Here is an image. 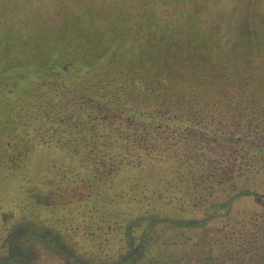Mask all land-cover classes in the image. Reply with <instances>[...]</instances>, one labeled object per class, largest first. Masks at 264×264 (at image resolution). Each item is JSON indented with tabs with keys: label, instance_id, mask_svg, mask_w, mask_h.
Returning a JSON list of instances; mask_svg holds the SVG:
<instances>
[{
	"label": "rangeland",
	"instance_id": "rangeland-1",
	"mask_svg": "<svg viewBox=\"0 0 264 264\" xmlns=\"http://www.w3.org/2000/svg\"><path fill=\"white\" fill-rule=\"evenodd\" d=\"M263 19L264 0H0V146L6 145L5 149L0 148L3 153L12 151L11 156L5 154L11 161L16 157L15 153L19 156L20 152L23 154L30 151L32 154L31 158H26L30 161L28 167L14 171L8 168L5 174L0 171V203L7 206L22 200L32 203L29 193L34 188L39 190L36 184L41 189L45 188L53 183L50 179L56 178L57 172L64 171L66 166L70 165L71 169H75L73 164L66 162L71 159L69 152H73V149L58 146V140L69 141L73 145L70 142L76 141L80 135L65 137L64 134L54 132L55 134L50 133L48 136L51 138L48 146L41 144L45 139L38 141L34 127H40L43 122L36 119L37 115L39 117L40 113L45 112L50 117L56 113L52 112L55 109H52V113L47 111L51 110L47 107L49 103H53L51 105L56 108L62 104L66 107V112L74 110L76 105L87 115L90 114L97 126L107 122L102 121L103 118H108L114 124L121 123L116 118L122 116V122L129 123L125 124L126 128H130L132 122L120 113L121 109L101 107L96 100L92 101L87 97V91L113 98L115 92L109 86L114 85L113 80L122 77L150 81L160 76L171 77L173 82L191 80L192 83L201 64L211 67L210 64H222L231 57L230 46L219 37V29L225 28L222 21H227V30L234 33V30L244 32L260 29ZM261 32H264V27ZM91 61L93 62L89 63ZM87 62L97 71L86 72ZM70 63L76 64L75 72L63 70ZM54 65L62 66V71L44 73L40 70L43 66L53 68ZM188 85L181 86V95L188 92ZM146 103L147 101H142V105ZM33 109L36 114L32 113ZM6 123L12 124V127L9 128ZM72 123L75 127L79 122ZM220 129L227 137L242 136V130L235 126H223ZM101 132L98 128V136L105 135V132ZM9 143L13 145L12 148H9ZM33 145L37 147L31 148ZM227 145L222 144L216 151L220 161L246 154L247 149ZM105 150L109 151L106 155L117 153L113 148ZM120 155L122 159L125 157L124 153ZM237 159L241 161L240 158ZM73 160L76 161L75 158ZM127 160L128 158L124 161ZM48 161L50 166L47 167ZM110 161L106 164L108 167L112 164ZM71 162L73 163L72 160ZM144 165L146 167L133 169L123 163L116 175L117 181L113 180L118 186L117 196L111 193L99 198L117 199L121 207L124 195L128 194L127 188L134 184V191L130 193L135 197L132 217H142L143 211H147L157 219H162L164 224L157 225V229H162L158 230L159 240H163L166 245L167 242L173 243V246L177 243V247L189 242L198 253L204 250L208 251L204 254L213 253L220 264L229 260H234L233 264L243 263L246 252H241L240 249L233 251L232 248L215 243L213 234L223 231L221 225L216 227L220 228L219 231L212 226L191 227L188 222L199 221L203 216L192 212V208H184L186 204L187 207L191 204L187 202L185 195L181 194L183 200L176 198L171 203L166 198L168 194L162 190L158 201L164 204H154L158 206L155 208L149 202L143 206L146 196L149 198L152 191L158 190L153 179L156 176L163 177L169 171L165 166L157 170ZM44 167H47L45 173L50 170V176L38 173ZM108 167L98 165L96 174H105L100 172L101 168L110 169ZM87 178H90L89 175H86ZM243 182L239 183V189L243 188ZM162 188H165L164 184L161 185ZM83 193L87 195L89 190L86 189ZM92 194V197L96 196V193ZM224 198L222 193L217 199L222 201ZM43 200L44 197H39L40 202ZM260 203L261 199L256 200L252 196L242 198L232 208L236 215L232 220L242 219L241 211H248L241 210L243 207L256 210ZM7 209L12 210L11 207ZM225 213L220 211L221 215ZM86 214L88 217L91 215L88 211ZM172 219L175 222L171 223ZM197 229L208 230L199 233ZM176 235L178 238L175 241ZM256 251L248 253L253 256ZM258 254L263 256L264 248ZM246 256L249 262L250 255Z\"/></svg>",
	"mask_w": 264,
	"mask_h": 264
},
{
	"label": "trees",
	"instance_id": "trees-1",
	"mask_svg": "<svg viewBox=\"0 0 264 264\" xmlns=\"http://www.w3.org/2000/svg\"><path fill=\"white\" fill-rule=\"evenodd\" d=\"M226 22L222 21L225 28L219 29V37L230 46L231 57L225 62L209 63L211 67L201 64L192 83L191 80L173 82L171 77L160 76L150 81L122 77L109 86L115 92L113 98L87 91V97L96 100L101 107L121 109L120 113L127 116L132 126L126 128L123 123L114 124L108 118L100 119L107 122L97 126L87 123L93 119L85 111L70 110L65 111V119L82 120V123L75 127L64 126L68 130L65 134L86 136L84 147L92 163L109 153L105 149L113 148L120 159V154L124 153L134 168L146 167L144 164L157 170L167 167L169 171L163 177L156 176L153 183L157 191L162 184L167 185L163 191L171 203L176 198L183 200L181 194L187 193L216 199L229 188L235 190L242 180L246 189L234 191L236 194L228 200L263 194L257 187L264 188V159L259 161L264 158V32H261L264 19L260 29L244 32L233 29L235 34L227 30ZM75 65L70 63L63 70L75 72ZM40 70L61 72L62 66H43ZM85 70L97 71L88 62ZM184 84L188 85V92L181 95ZM141 100L147 103L142 105ZM122 120V116L116 118L118 122ZM223 126L239 128L241 138L225 136L220 129ZM98 128L105 132V137L98 136ZM254 139L261 144H256ZM219 142L231 147L246 146V156L237 164L235 158L222 163L216 153L221 146ZM63 145L69 143L65 141Z\"/></svg>",
	"mask_w": 264,
	"mask_h": 264
},
{
	"label": "flooded vegetation",
	"instance_id": "flooded-vegetation-1",
	"mask_svg": "<svg viewBox=\"0 0 264 264\" xmlns=\"http://www.w3.org/2000/svg\"><path fill=\"white\" fill-rule=\"evenodd\" d=\"M51 104L53 103L47 105L51 108L47 111L51 112L52 109H55L52 112L56 113L50 117L45 112L40 113L36 119L42 120L43 123H40V127H34L37 131L38 141L45 139V141H41L42 146H48L47 144L51 143V138L48 137L50 133H61L68 137V134H65L68 130L64 126L73 125L72 121L65 119V106L61 104L56 108L55 105ZM74 107V110L81 109L77 106ZM32 113L36 114L35 109L32 110ZM76 122L79 123L76 124ZM81 123L82 120L75 121L76 126H80ZM87 123L95 124V121ZM121 123L124 126L129 125L126 122V124L122 121ZM6 124L9 128L12 127V124ZM13 129H15L14 124ZM2 131L8 130L2 129ZM85 138L86 136L78 137L73 145H63L64 142L59 141L61 139L58 140L60 142L58 146L73 149V152H69L71 159L66 162L73 164L75 169H71L70 165L66 166L64 171L57 172L56 178H49L50 182L53 181V183L42 189L39 184H36V181L35 184L39 190L34 188L29 193L32 203L26 200L13 203L10 206L3 202L0 203V264H220L219 259L213 256V253L204 254V252H208L206 250L198 253L192 249L194 246H190L189 242L177 247V243L173 246V243L167 242L166 245L163 240H159L157 234L161 228L157 229V225L164 224V221L157 219L150 212L143 211L142 217L133 219L135 197L130 193L134 191V184L129 185V187L125 186L128 187V194L124 195L125 198L122 200L121 207L117 199L104 200L99 198V196L111 193H115L117 196L118 186L113 180L117 181L116 175L123 163L133 169L139 168L130 166L129 158L125 162L126 157L121 158L122 161L120 162L118 155L115 156L114 154L100 156L101 158L97 162L88 161L90 153L84 147ZM254 142L261 144L256 139ZM219 143L223 144V142ZM5 146L0 147L5 149ZM12 147L13 145L9 143V148ZM35 147L37 146L33 145L31 148ZM234 147L247 149L241 144H235ZM29 152L23 154L20 152L19 156L18 153H15L14 156L16 157H13V161H11L10 157L7 159L5 154L11 156L12 151L7 153L2 151L0 153V171L5 174L8 168V170L14 171L28 167L30 161L26 158H31L32 155ZM245 156H233L235 164L240 161L237 158L243 159ZM233 157H229L228 160L224 159L222 163L233 161ZM74 158L76 161L73 160ZM262 159L264 158H260L259 161L261 162ZM109 161L112 164L108 167L106 164ZM98 165H105L110 169L103 170L101 168L100 172H105V174L97 175ZM46 166H50L49 161ZM77 166L79 169L76 168ZM47 167L42 168L38 173L43 175ZM75 170L77 173H74ZM49 171L45 173L46 176H50ZM86 175H89L90 178L86 179ZM239 185L237 184L235 190H231V188L227 190V187V191L223 194L225 198L222 201L217 198H199L194 194H185V199L191 204L189 207L186 204L184 208H192V212H197L203 216L199 221L195 220L188 223L192 225V228L212 226L216 229L218 225H221L223 231L213 234V239L218 246L232 248L233 251L240 249L239 251L246 252L243 263L240 264H264V254L263 256L258 254L259 250L264 248V188L257 187L263 191V194H256L255 199H261L259 207H256V210L243 207L241 210L247 209L248 211L245 213L239 210L242 212L240 213L242 219L235 221L232 220L236 216L232 208L242 199L228 200V197L236 194L234 191L239 190ZM166 188L168 187L166 186L162 190ZM86 189L89 190L87 195L83 193L86 192ZM242 189H246V185H243ZM90 191L96 193V196L92 197L93 194ZM39 197H44L45 200L40 202ZM160 197L161 188L159 192L157 190L156 192L152 191L149 198L146 196V203L143 206L150 202L157 208L164 204L158 201ZM129 198L131 199L129 200ZM8 207H11L12 210H8ZM222 210L226 212L223 215L220 214ZM87 211L88 214H91L89 217L86 214ZM261 211L262 213H260ZM94 212L95 214H93ZM170 222L175 221L172 219ZM206 230L208 229H197V232L203 231L205 233ZM216 230L219 231L220 228ZM206 234L208 233L206 232ZM176 237L178 238V235ZM197 245L198 243L195 246ZM256 249L258 250L256 251ZM249 251L256 252L252 256L248 253ZM246 254L250 255L249 262L246 260ZM233 261L229 260L224 264H233Z\"/></svg>",
	"mask_w": 264,
	"mask_h": 264
}]
</instances>
